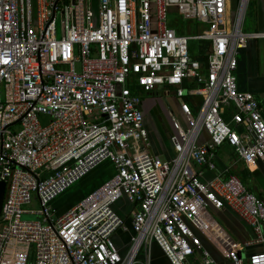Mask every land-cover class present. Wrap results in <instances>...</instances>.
I'll return each instance as SVG.
<instances>
[{
    "label": "built area",
    "instance_id": "obj_1",
    "mask_svg": "<svg viewBox=\"0 0 264 264\" xmlns=\"http://www.w3.org/2000/svg\"><path fill=\"white\" fill-rule=\"evenodd\" d=\"M249 1L231 24L230 0H0V264H135L140 252L150 264L153 244L169 264L196 252L212 264L201 235L245 264L239 252L264 244V199L234 173L203 177L224 145L264 158L260 104L238 88L241 51L264 38L241 30ZM170 13L201 30L177 33ZM189 39L204 42L205 61ZM157 90L179 113L168 160L144 125L142 94ZM104 161L113 174L52 218L50 202ZM33 194L36 212L23 208ZM208 207L228 208L254 237L229 240ZM246 258L264 264V249Z\"/></svg>",
    "mask_w": 264,
    "mask_h": 264
},
{
    "label": "rangeland",
    "instance_id": "obj_2",
    "mask_svg": "<svg viewBox=\"0 0 264 264\" xmlns=\"http://www.w3.org/2000/svg\"><path fill=\"white\" fill-rule=\"evenodd\" d=\"M238 8V0H230V13H229V21L231 24H233L236 16V11ZM175 18L180 20V17L175 13H170L168 15L169 21H175ZM264 22V0H250L249 5L247 7L243 23L241 25V30L244 33H253L256 31L262 30L261 22ZM187 24L194 25L195 22L193 21H182V27L183 31L186 35H195L197 32L194 29H191L190 31L187 30ZM178 26H181V22L179 21L177 23ZM248 45H253L254 50H258L259 53V60L260 65L263 62L264 59V38L259 39H248L247 41ZM204 45L203 41L197 40V39H189L188 40V46L190 50L197 54L200 50H202ZM170 100V103L168 102ZM169 100H165L161 96V92L157 91V94H150L146 101H143V111L146 114V121L144 124H147L149 122L151 132L154 135V142L155 145L162 146L164 149L163 151H160V159L165 160L166 155L171 153V148H168V139L166 137L165 128L162 124L163 119L171 118L170 113L172 112V108L175 109V100L170 97ZM175 101V102H174ZM169 103V105H168ZM150 106V107H149ZM150 110H149V108ZM166 116V117H165ZM171 129V127H170ZM156 148V146H155ZM165 150V151H164ZM166 154V155H165ZM171 156L173 155L170 154ZM221 156L224 158L226 155L224 152L220 151L218 156ZM113 173V166L111 162L104 161L97 165L93 170H91L87 175H85L83 178H81L79 181H77L75 184H73L71 187L66 189L62 194H60L58 197H56L52 202H50V207L52 210L50 211L52 218H54L56 215L61 214L66 209L72 207L78 200V197L80 195H87L89 192H91L94 188L98 187L99 184H101L104 180L108 179L110 175ZM129 207V204L125 200H121L117 205L115 210L117 209L119 213H123L127 211ZM23 208L36 212L39 208V202L36 199L35 195H32L31 201L24 205ZM209 212L213 216V218L219 223V225L225 229L226 231V225L225 221L227 219H231L237 226H239L241 229L245 230L244 226L241 225V222L237 219V217L230 213V212H220L217 216L215 211L208 207ZM220 211V210H218ZM23 219L26 220H42V216L38 213H26L22 216ZM118 237V234L115 235V238ZM204 237V236H200ZM207 248H209L208 243H205ZM210 249V248H209ZM145 260V255L143 252H140L137 257V262L135 264H143L142 262ZM153 260V259H152ZM191 262H201V258L194 256L193 258H190ZM245 264H247V258H244ZM218 264H231L230 259H224L221 261H218Z\"/></svg>",
    "mask_w": 264,
    "mask_h": 264
},
{
    "label": "crops",
    "instance_id": "obj_3",
    "mask_svg": "<svg viewBox=\"0 0 264 264\" xmlns=\"http://www.w3.org/2000/svg\"><path fill=\"white\" fill-rule=\"evenodd\" d=\"M264 30V29H263ZM254 46L246 44V47L241 51L240 56H239V61H238V69H237V77H238V88L241 91H249L250 93L253 94V96L258 100L261 111H262V117L264 119V59L262 64L260 65V60H259V53L258 50H254ZM160 91L161 90H157ZM155 93V92H154ZM150 94H142L143 101H146V98ZM164 99V98H163ZM165 100H169V98H166ZM170 103V100L168 101ZM175 102V101H174ZM168 103V105H169ZM176 103V102H175ZM175 109L170 107L174 112L178 113L177 111V103L175 104ZM150 107V106H149ZM148 107V108H149ZM150 110V108H149ZM144 112V111H143ZM179 114V113H178ZM166 117V116H165ZM144 120L146 121V114L144 112ZM144 121V122H145ZM162 124L165 128V134L168 139V148H171V153L169 152L168 155H166L165 160L171 159L174 155L173 149L171 147V144L169 142L168 134L170 132V127H171V118L163 119ZM145 128L148 133V138H149V143H150V149L151 151L160 157V151H163V147L159 145H155L154 142V135L151 132L150 124L149 122L147 124H144ZM202 139H207V136L204 134ZM156 146V148H155ZM165 151V150H164ZM222 151L226 155L221 157L220 155L218 156L219 152ZM173 155L171 156L170 154ZM215 169L214 171H203V177L204 179H210L214 174L221 173L224 176L228 174V169H235L238 171V174H241L243 177L244 181L246 182V188L251 191L253 194L256 196L264 199V158L257 159L255 162H245L243 160H240L237 158L235 155L233 149L228 146L224 145L221 148H218L215 153ZM242 181V179H241ZM243 183V181H242ZM244 184V183H243ZM213 209V208H212ZM214 210V209H213ZM215 213L218 214L220 212L226 213L230 212L234 214L232 211H230L228 208H225L221 211L214 210ZM217 214V216H218ZM237 219L241 222V225L244 226L245 230L241 229L239 226H237L231 219H227L225 221L226 225V231L224 228H222L220 225L221 230L225 235L229 237V240L233 242H242L246 239H250L254 237V234L252 230L249 228V226L241 219L239 218L236 214H234ZM219 224V223H218ZM218 234L222 235V232L220 230H217ZM127 238V235H126ZM206 237H201V241L203 244V247L205 251L208 253L212 264H218V261L227 259L225 255L223 254L222 250L220 247H218L214 242L210 241ZM208 243L209 248H207L205 243ZM228 244V242L226 241ZM257 249H264V244L263 245H257L255 247L249 248L245 251L239 252V254H244L243 258H246V256L249 253L254 252ZM194 256L200 257L201 262L203 260V256L200 252H196ZM190 257V258H191ZM189 258V263L190 264H196L198 262H191ZM153 259V260H152ZM150 264H169L167 258L165 255L162 253L160 248L156 245H152V250H151V263Z\"/></svg>",
    "mask_w": 264,
    "mask_h": 264
},
{
    "label": "trees",
    "instance_id": "obj_4",
    "mask_svg": "<svg viewBox=\"0 0 264 264\" xmlns=\"http://www.w3.org/2000/svg\"><path fill=\"white\" fill-rule=\"evenodd\" d=\"M179 21H176V22H173L172 24H171V26H173V27H175V29H176V31H177V33H179V34H183L184 33V29H183V27H182V22H181V26H178L177 25V23H178ZM187 25H189V26H191V28H190V30L191 29H194L196 32H199L200 30H201V28H202V26H196L195 27V24L194 25H190V24H187ZM261 25H262V30L264 29V22L262 21L261 22ZM190 30H188V31H190ZM200 53L197 55V58L198 59H201V60H203V61H205L206 60V53L205 52H202L201 50L199 51ZM224 119L225 120H228L229 119V113H226L225 115H224ZM113 172H114V169H113ZM228 173H234V174H236L239 178H240V180L242 179V181H243V183H244V185L246 186V182L244 181V179H243V177L241 176V174H238V171L237 170H235V169H228ZM113 174V173H112ZM111 174V175H112ZM110 175V176H111ZM107 180V179H106ZM106 180H104V181H106ZM103 181V182H104ZM102 182V183H103ZM101 183V184H102ZM101 184H99V185H101ZM82 197H84V195H80L79 197H78V200L77 201H79Z\"/></svg>",
    "mask_w": 264,
    "mask_h": 264
},
{
    "label": "water",
    "instance_id": "obj_5",
    "mask_svg": "<svg viewBox=\"0 0 264 264\" xmlns=\"http://www.w3.org/2000/svg\"><path fill=\"white\" fill-rule=\"evenodd\" d=\"M4 189H5V183L1 181L0 182V212H1L2 203H3ZM239 256L243 258L244 254H239Z\"/></svg>",
    "mask_w": 264,
    "mask_h": 264
},
{
    "label": "flooded vegetation",
    "instance_id": "obj_6",
    "mask_svg": "<svg viewBox=\"0 0 264 264\" xmlns=\"http://www.w3.org/2000/svg\"><path fill=\"white\" fill-rule=\"evenodd\" d=\"M145 121V120H144Z\"/></svg>",
    "mask_w": 264,
    "mask_h": 264
}]
</instances>
